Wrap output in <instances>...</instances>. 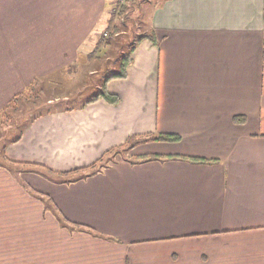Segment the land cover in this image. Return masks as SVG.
<instances>
[{"label": "crops", "instance_id": "1", "mask_svg": "<svg viewBox=\"0 0 264 264\" xmlns=\"http://www.w3.org/2000/svg\"><path fill=\"white\" fill-rule=\"evenodd\" d=\"M115 1L0 0V111L32 84L64 91L5 142L10 261L264 264V0ZM129 31L153 41L107 82L118 104H73L102 34Z\"/></svg>", "mask_w": 264, "mask_h": 264}, {"label": "rangeland", "instance_id": "2", "mask_svg": "<svg viewBox=\"0 0 264 264\" xmlns=\"http://www.w3.org/2000/svg\"><path fill=\"white\" fill-rule=\"evenodd\" d=\"M114 3L116 4L114 6V11H116L117 15L122 14V11L125 10V8H128L129 6L128 5L129 0H123V3L121 2V0L120 1L116 0ZM101 37L102 39H104V41L102 40L103 41L102 46L98 49V56L101 57L103 64L97 65L98 67L97 76H95L94 78L92 76V79L89 78L87 80L88 84H94V82H96L97 83L96 88H99V85L104 80L103 78L105 76L110 75L113 72V70L115 71L117 69L116 64H118L120 56L124 52L128 51L130 44L132 43V37L130 36V31L126 35H123L121 37H117V36L107 37L103 34ZM116 58L117 60H115ZM86 79L87 77L84 79V81H86ZM37 88H39V84L36 83L35 91H39V90H36ZM63 88H66V87H63ZM71 88L73 87L68 88L71 90L68 95L72 97L71 102H73V104L83 103L91 95L95 93V89H96L95 88L94 90L92 89L90 91L87 89V87H83L80 91H78L76 87L73 90ZM50 92L51 90L48 91L45 95L40 94L37 97H33V98H30L29 100H25L22 103H19L17 107L13 110L11 115H9V118L4 123L0 121V159H3L2 158L3 153L1 151V147H3L4 143L8 141L9 139H11L13 136H15L16 133L19 131V129L24 124L29 122L30 119L34 117V115H37L38 113L45 111L47 108H50L49 106L51 105H48L49 102L46 101L47 97H50V96L55 97L54 95H57V94L58 96H61V93H63L64 91L60 89L58 91L55 89L54 92H51V93ZM59 103L66 104V102H59ZM3 164L7 165L4 159L2 161L0 160V165H1L0 168H4ZM23 168L25 167L16 168L15 169L16 174L18 175V173L20 172H25ZM21 182L23 185L26 184V182L24 181H21ZM23 185L21 186L24 188V190L26 189L28 190V187H27L28 185H24V186ZM12 244L9 238H6L2 242L0 241V258L3 259L5 262L2 264H35V262H33V259H29L30 262H26V261H23L21 263H19V261L14 262V263L11 262L10 255L14 253V248L16 246L15 244L13 245ZM30 254L33 255V253L31 252ZM41 256H43V254L40 252V254L38 255V259L36 260V264L43 263V259L40 258Z\"/></svg>", "mask_w": 264, "mask_h": 264}, {"label": "trees", "instance_id": "3", "mask_svg": "<svg viewBox=\"0 0 264 264\" xmlns=\"http://www.w3.org/2000/svg\"><path fill=\"white\" fill-rule=\"evenodd\" d=\"M144 39H150V40H152L153 39V36L151 34H145V33L137 36L135 38L134 42H132L130 44V47H129L128 51L125 52V53H123L121 55V57L119 59V68H118V70L115 71V72H113V73H111L110 75H108V76H106L104 78V80H103V82H102V84L100 86V90L96 94L91 95V97L88 100H86V102L84 103V105L89 104V103H92V102H95V101H97L99 99H103V100H105L107 103H109L111 105L118 104V102H119L118 96H116L114 94H110L107 91L106 84H107V82L110 79H117V78H125L126 77V69L130 65V63L132 62L131 54H132V52L135 49V45L137 43H139L140 41L144 40ZM37 96H39V94H38L37 91H35V84H32L31 86H29L28 88H26L24 91H22V92L18 93L17 95H15L2 108V110L0 111V121L2 123H4L9 118V115H11V113L17 107V105L19 103H22L25 100H29L30 98L37 97ZM35 116L36 115H34V117ZM34 117H32L30 119V121ZM20 129L16 133V135L13 136L8 141H6V143L7 142H15V141H17L20 138V136H21ZM154 139H156V140H165V141L166 140L167 141H176V140L179 139V136L178 135H173V134H158L157 136L154 137ZM4 147H5V143H4L3 147H1L2 153H3ZM189 159H191L193 161H196V162H203V161L207 162V159H202V158H189ZM9 164H13V162H9ZM62 181L65 182V181H68V180H62Z\"/></svg>", "mask_w": 264, "mask_h": 264}, {"label": "built area", "instance_id": "4", "mask_svg": "<svg viewBox=\"0 0 264 264\" xmlns=\"http://www.w3.org/2000/svg\"><path fill=\"white\" fill-rule=\"evenodd\" d=\"M120 1V0H119ZM121 2L123 3V0H121ZM118 6V5H117Z\"/></svg>", "mask_w": 264, "mask_h": 264}]
</instances>
